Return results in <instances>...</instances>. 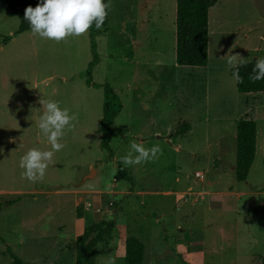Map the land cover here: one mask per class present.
<instances>
[{"label":"rangeland","instance_id":"374dc122","mask_svg":"<svg viewBox=\"0 0 264 264\" xmlns=\"http://www.w3.org/2000/svg\"><path fill=\"white\" fill-rule=\"evenodd\" d=\"M140 4L109 0L97 41L92 81L109 85L122 105L109 155L99 145L102 90L85 84L88 31L60 42L17 34L18 20L6 17L0 0V264H12L9 253L22 264H74L77 235L101 221L114 227L107 244L94 247L95 264H124L129 237L144 245L142 264H260L264 257V90L239 94L226 64L229 54L237 65L264 57V0L216 2L205 67L175 62V0L146 4L148 19ZM42 98L75 120L43 179L32 182L19 160L30 148L50 149L38 128ZM245 118L256 124L258 151L239 183L235 134ZM183 122L188 130L176 134ZM132 140L159 144L161 153L126 167L119 157ZM118 164L131 181H115ZM216 177L219 184L205 187ZM215 190L247 193L197 195Z\"/></svg>","mask_w":264,"mask_h":264},{"label":"trees","instance_id":"16d2710c","mask_svg":"<svg viewBox=\"0 0 264 264\" xmlns=\"http://www.w3.org/2000/svg\"><path fill=\"white\" fill-rule=\"evenodd\" d=\"M218 0H175V62L181 67H205L208 64V12ZM109 3V0H106ZM38 0H5V15L18 20L17 34L30 31L28 22L24 20V11L28 6L33 8ZM108 25V15L101 29L93 25L88 30L89 52L91 60L85 70V84L89 88L102 90V116L99 121V145L111 155L109 143L112 128L122 109L121 101L116 92L107 84H96L92 81V71L99 63L97 38L103 34ZM255 60L238 65L240 79L235 78L236 90L239 94H259L264 90V80L251 79ZM232 75V70H229ZM233 76V75H232ZM188 124L182 123L176 128V134H184ZM236 153L234 175L237 182H245L253 164L256 151V124L252 120L240 119L236 124ZM264 171V155L262 159ZM131 181L126 170L117 165L115 181ZM113 223L101 221L83 229L76 237L78 245L74 264H95L93 249L97 244H107ZM144 245L136 238L129 237L124 242V264H142ZM12 264L22 261L9 253ZM260 264H264V257Z\"/></svg>","mask_w":264,"mask_h":264},{"label":"clouds","instance_id":"9594fccd","mask_svg":"<svg viewBox=\"0 0 264 264\" xmlns=\"http://www.w3.org/2000/svg\"><path fill=\"white\" fill-rule=\"evenodd\" d=\"M110 5L106 0H38L33 8L28 6L24 11V20L28 22L32 34L42 39L60 42L72 36H80L91 27L101 29ZM238 55H226L227 66L232 75L240 79L239 67L236 64ZM251 79L264 80V57L255 58ZM42 112L38 128L47 138L49 150L30 148L20 157L21 175L29 181L43 179L45 172L56 152L64 145L60 142L66 130L73 127L75 116L67 107H61L58 101L41 99ZM161 153L159 144L145 147L143 142L132 140L125 155L119 157L124 166L138 165L158 158Z\"/></svg>","mask_w":264,"mask_h":264},{"label":"crops","instance_id":"0c3cea01","mask_svg":"<svg viewBox=\"0 0 264 264\" xmlns=\"http://www.w3.org/2000/svg\"><path fill=\"white\" fill-rule=\"evenodd\" d=\"M165 2V0H141V4H140V12H142V9H144V12H145V14H147V16H145V19H148V14L150 13V12H148V10H146L147 8L145 7V5L146 4H148V3H150V4H154V3H156L157 4V6H159V5H161V4H163ZM175 11H176V9H175ZM8 18V17H7ZM160 19V18H159ZM175 25V24H174ZM24 33H28V34H30V33H32L31 31H28V32H24ZM22 34V33H21ZM102 36V35H101ZM101 36H99L98 38H97V41H98V39L101 37ZM209 36V35H208ZM87 38H88V33H87ZM87 43H88V47H89V39L87 40ZM98 51V50H97ZM89 54H90V52H89ZM90 60H91V56H90ZM90 60H88L87 62L89 63V61ZM100 61V60H99ZM99 64V63H98ZM95 69V68H94ZM93 69V70H94ZM93 72V71H92ZM117 94V93H116ZM102 103H103V96H102ZM122 110V109H121ZM121 112V111H120ZM114 126V125H113ZM192 129V127L190 126V130H189V133L192 131L191 130ZM257 151H258V145H257V140H256V151H255V158H254V161H255V159H256V154H257ZM264 155V154H263ZM254 161H253V163H254ZM253 165V164H252ZM252 167V166H251ZM251 169V168H250ZM233 171H234V168H233ZM250 171V170H249ZM249 174V173H248ZM89 176V175H88ZM195 176H201V174H198V173H196L195 174ZM87 177V176H86ZM248 177V176H247ZM217 179V180H216ZM236 180V179H235ZM247 180V179H246ZM237 182V181H236ZM246 182V181H245ZM220 183V178H218V177H216L213 181H208V182H206V186L205 187H211V186H215L216 184H219ZM242 183H244V182H242ZM192 188L191 187H189L188 188V190H191ZM245 193H247L246 191H241V192H238V193H234V192H231V191H229V192H225V191H221V190H215V191H205V192H199V193H197V195H200V196H203V195H207V196H211V197H224V196H229V195H233V194H236L237 196H240V195H242V194H245ZM249 193V192H248ZM252 194V192H250L249 193V195H251ZM255 198H253V200H254ZM197 242V241H196ZM196 245V244H195ZM197 250H198V248H196ZM198 252H199V250H198ZM199 254H200V256L202 257V253H200L199 252ZM200 257V258H201ZM261 259L262 258H260V257H257V260L260 262L261 261Z\"/></svg>","mask_w":264,"mask_h":264}]
</instances>
